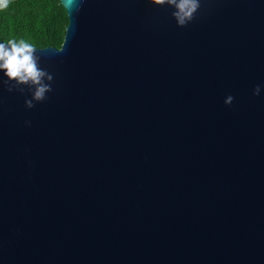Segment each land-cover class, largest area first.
Masks as SVG:
<instances>
[{
    "label": "water",
    "instance_id": "1",
    "mask_svg": "<svg viewBox=\"0 0 264 264\" xmlns=\"http://www.w3.org/2000/svg\"><path fill=\"white\" fill-rule=\"evenodd\" d=\"M59 1L48 98L0 86V264H264V0Z\"/></svg>",
    "mask_w": 264,
    "mask_h": 264
},
{
    "label": "clouds",
    "instance_id": "2",
    "mask_svg": "<svg viewBox=\"0 0 264 264\" xmlns=\"http://www.w3.org/2000/svg\"><path fill=\"white\" fill-rule=\"evenodd\" d=\"M156 6L167 5L173 9L172 18L178 27H185L196 18V13L201 7V0H147ZM12 0H0V11L10 7ZM33 44L24 40H10L7 43H0V72L6 79H0V86L8 92L17 91L30 93V98L24 100V106L32 109L37 103L44 102L52 89L53 75L40 66V56ZM261 93V86L256 85L252 89V95L258 96ZM234 97L228 95L225 105H230ZM30 125L29 121L25 122Z\"/></svg>",
    "mask_w": 264,
    "mask_h": 264
},
{
    "label": "trees",
    "instance_id": "3",
    "mask_svg": "<svg viewBox=\"0 0 264 264\" xmlns=\"http://www.w3.org/2000/svg\"><path fill=\"white\" fill-rule=\"evenodd\" d=\"M68 25L59 0H12L0 11V42L24 40L36 49H60Z\"/></svg>",
    "mask_w": 264,
    "mask_h": 264
}]
</instances>
